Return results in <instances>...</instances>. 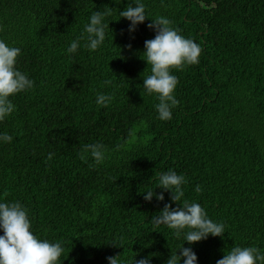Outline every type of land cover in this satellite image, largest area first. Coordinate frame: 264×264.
<instances>
[{"label": "trees", "instance_id": "16d2710c", "mask_svg": "<svg viewBox=\"0 0 264 264\" xmlns=\"http://www.w3.org/2000/svg\"><path fill=\"white\" fill-rule=\"evenodd\" d=\"M136 3L0 0V41L21 50L16 68L34 82L9 97L15 110L0 121V135L13 137L0 141V202L21 203L33 234L61 244L60 264L116 255L120 264H166L182 245L196 264H216L237 246L264 254V0H139L147 19L129 32L119 11ZM106 7L109 29L93 51L85 27ZM157 17L203 50L198 64L172 71L179 105L167 121L143 88ZM100 94L112 98L107 106ZM90 144L105 146L102 163L84 151ZM170 170L185 177L180 203H199L225 226L222 238L189 245L152 223L165 204L179 207L157 187ZM149 190L164 200L145 201Z\"/></svg>", "mask_w": 264, "mask_h": 264}, {"label": "clouds", "instance_id": "9594fccd", "mask_svg": "<svg viewBox=\"0 0 264 264\" xmlns=\"http://www.w3.org/2000/svg\"><path fill=\"white\" fill-rule=\"evenodd\" d=\"M112 14V8L106 7L104 11H93L85 27L87 44L90 50H96L105 40V29H109V23H104L105 17ZM119 16L131 22L129 32L135 30V26L145 21V5L137 3L135 7L129 4ZM172 22L165 17H157L148 27L155 30L153 39L144 42L145 61L151 66V75L143 79V88L147 94H155L159 103L156 105L158 118L162 121L171 120L172 109L179 105L175 98V89L179 83L178 78L172 74L173 70H183L186 66L199 63L202 54L201 46L190 38L180 34V30L171 26ZM83 38V37H82ZM79 47V41H73L68 52L75 53ZM128 47H131L130 45ZM21 50L10 47L4 41H0V121H3L14 110L15 106L9 97L30 90L34 82L26 74L17 70L16 62ZM110 96L100 94L97 96V104L107 106L111 101ZM13 137L8 134L0 135V141L11 143ZM85 152H90L96 164L106 159V149L102 144H90L84 146ZM49 153L48 159H51ZM81 156V159H84ZM185 177L174 171H168L159 177L157 187L171 193V201L179 207L172 208L171 204H165L159 215L153 216L151 221L155 226L166 225L174 230L177 238L183 235L184 241L189 245L213 237H223L225 226L222 223L213 222L208 218L205 209L196 202L181 200L185 193L182 185ZM199 193L201 188L196 186ZM157 201H163V193L156 194L149 190L144 194L145 201H151L153 196ZM0 264H60V257L64 248L60 243H52L46 239H39L32 232V224L28 217V211L19 202H0ZM116 246V245H114ZM177 252L171 255L166 264H196L197 256L192 249L183 245ZM109 264H120L119 255L107 257ZM133 264H149V258L134 260ZM216 264H264V254L257 247H232L224 254Z\"/></svg>", "mask_w": 264, "mask_h": 264}]
</instances>
